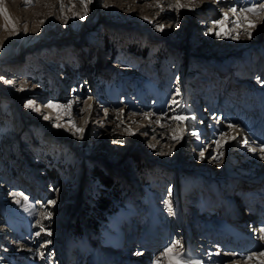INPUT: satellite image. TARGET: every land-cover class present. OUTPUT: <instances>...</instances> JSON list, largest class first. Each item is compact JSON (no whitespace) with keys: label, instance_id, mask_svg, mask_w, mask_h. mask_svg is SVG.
Here are the masks:
<instances>
[{"label":"rangeland","instance_id":"374dc122","mask_svg":"<svg viewBox=\"0 0 264 264\" xmlns=\"http://www.w3.org/2000/svg\"><path fill=\"white\" fill-rule=\"evenodd\" d=\"M86 2L0 0V264H209L214 236L219 264H264L230 206L264 184V0ZM223 92L227 119L204 113Z\"/></svg>","mask_w":264,"mask_h":264},{"label":"bare ground","instance_id":"6f19581e","mask_svg":"<svg viewBox=\"0 0 264 264\" xmlns=\"http://www.w3.org/2000/svg\"><path fill=\"white\" fill-rule=\"evenodd\" d=\"M204 1H206V2H208L209 0H196V3H194V6L195 7H202V3L204 2ZM232 5V4H231ZM234 3H233V5L231 6V10L228 12V13H226L225 14V16H228V15H230V17H229V19L228 20H231V18H235V20H234V22L235 21H240V22H242V23H244V24H242V26H241V28H242V30L244 31V29H245V26L247 25V24H252V20L251 19H246V18H240V16L242 15V14H239V13H237L236 11L235 12H232V9L234 8ZM204 9V8H203ZM258 9V8H257ZM236 10V9H235ZM240 12V11H239ZM233 13V14H232ZM246 13V12H245ZM248 13V12H247ZM247 16H249V15H247ZM254 22V21H253ZM228 23V22H227ZM239 28V27H238ZM241 30V29H240ZM238 81H240V82H242V83H244V82H246V83H248V80H247V78L246 77H243L242 76V78L239 80L238 79ZM29 84H30V82L27 80V79H25V77L24 78H22V85H21V91H25L26 92V90H27V88H29ZM226 85V84H225ZM32 86V85H31ZM215 93V92H214ZM220 93V92H219ZM216 94V93H215ZM223 95H224V97L227 95V93H225V92H223L222 93ZM230 95H231V93H230ZM231 98L233 97L232 95L230 96ZM226 98H227V96H226ZM230 98V99H231ZM233 98H237L236 97V94H235V97H233ZM229 99V98H228ZM229 99V100H230ZM249 109H251V108H249ZM219 115V114H218ZM262 116V115H261ZM257 117V119L260 121V122H253V123H256V131L258 132V130H263L262 131V135H260V136H258L257 137V135H253L251 138L252 139H256L257 140V144H258V146H260V143H264V142H262V140L264 141V116H262V117H258V116H256ZM222 120L223 119H227V117H226V115L224 114L222 117ZM229 118V117H228ZM233 117H231L230 119H232ZM229 119V121H231ZM235 120H236V118H234ZM233 122V121H232ZM235 122V121H234ZM260 124H261V126H260ZM219 125H222V124H219ZM244 127V126H243ZM214 129H216V132H217V130H218V127H213ZM260 128V129H259ZM245 129V128H244ZM244 131L245 130H243V132L241 131V129H240V132L238 131V130H236L235 131V133H236V141L233 143L234 145L232 146L233 148H235V147H237V145L236 144H239V140L241 139V138H243V136H244V138H246L247 137V134H245L244 133ZM250 132V131H249ZM246 133H247V131H246ZM250 134V133H249ZM239 138V139H238ZM250 143H253V142H250ZM250 150L252 151V155L254 154V152H262L261 150H252L251 148H250ZM264 180V177H262V179L260 180V181H263ZM245 182V181H244ZM259 186V184H255V185H251V183H244L243 185H242V187L243 188H240V189H237V192H243L242 190H244L245 192H252L253 190H255V189H253V188H256V187H258ZM236 192V193H237ZM257 200H262V198H256ZM231 200L232 201H234L233 202V204L232 205H230V206H232V207H234V205H235V207L236 208H233L234 210H232V208H231V211L233 212V211H235L236 210V212L237 211H240V210H238L239 209V207H241V206H243L242 205V203H241V200H240V198H234V199H232L231 198ZM237 200V201H236ZM231 201V202H232ZM236 201V202H235ZM253 201V200H252ZM229 202V201H228ZM228 202L226 201V205H228ZM237 202H238V204L239 205H237ZM254 202H256V200H254ZM229 206V207H230ZM241 209V208H240ZM233 215H234V217H235V219H238V220H236V221H238L239 222V224L241 225V221H239L240 219L238 218V213H236V215L233 213ZM248 219H249V217H247ZM246 218V219H247ZM253 218V215L251 216V219ZM250 219V220H251ZM246 221V220H245ZM249 223H251V221L249 222ZM247 224H248V221H247ZM241 228V227H240ZM240 228H238V229H240ZM262 228H264V225H262L261 226V228H260V230H259V232L257 231V234H256V237H261V236H264V232H261V229ZM232 230V229H231ZM245 231V230H244ZM233 232H235V234L236 235H233V237L236 239V241H241L242 239L241 238H243V236L244 235H242L238 230H233ZM233 232H232V234H233ZM254 232V231H253ZM245 234V233H244ZM231 236V235H230ZM247 236V235H246ZM232 237V236H231ZM248 237H249V235H248ZM246 238V237H245ZM213 239L214 240H217V242L215 241V242H213L212 244H213V251H212V253H210V255L212 256L211 258H210V261L208 260V262L207 263H213L214 262V264L216 263V264H219V258H217V257H214V255H215V253L216 252H214L215 250L217 251L219 248H220V245H218V242L219 241H221L220 239H221V237L219 236V237H213ZM249 239H251L250 237H249ZM255 240H258V242H260L262 239L260 238V239H255ZM205 241V239L204 238H202L201 239V241L199 240V243H203V242ZM243 242V241H242ZM242 242H240L239 244H242ZM248 242H249V240H248ZM261 243V242H260ZM250 244H252V243H250ZM181 244L179 243V242H177V246L176 247H179ZM249 246H251V245H249ZM254 247H253V249L252 250H255L254 248L255 247H257V245L255 246V245H253ZM259 246H260V244H259ZM239 247H240V250H241V246L239 245ZM252 247V246H251ZM172 248V247H171ZM245 247H243V249H244ZM173 249V248H172ZM215 249V250H214ZM137 251H136V255L135 256H133V257H135V258H142V259H144L145 258V256L147 255V252H144L145 250L143 249V248H138V249H136ZM224 250V249H223ZM171 253L173 254V251H171ZM175 253V252H174ZM226 255H232V257L233 258H231V259H233V261L231 262V263H229V264H262L261 262H259L258 260H256V258L254 259V258H252V259H249V260H247V258H246V260H244V261H241V260H239V259H236L237 258V256L238 255H240L238 252H233V250H232V252L231 251H228L227 249H225L224 250V254L223 255H221V256H226ZM167 257V255L165 254V253H162V252H160L159 254H158V256L155 258V259H165ZM230 259V260H231ZM129 261V260H128ZM194 261V260H193ZM192 261V262H193ZM125 262V261H124ZM130 262H128V264H129ZM132 263V262H131ZM159 263V262H158ZM193 263H196V262H193ZM125 264H127V263H125ZM199 264V263H198Z\"/></svg>","mask_w":264,"mask_h":264},{"label":"snow or ice","instance_id":"6c2138e0","mask_svg":"<svg viewBox=\"0 0 264 264\" xmlns=\"http://www.w3.org/2000/svg\"><path fill=\"white\" fill-rule=\"evenodd\" d=\"M88 2H90V0H88ZM82 3H83V5H84V8L87 9V2H86V0H82ZM28 6H31V4H29ZM61 7L63 8V5H61ZM177 7H181V6H180V5H177ZM232 11L235 12L236 10H235V9H232ZM244 11H248V12H253V13H255L256 9H255V7L253 6V7H249V8L244 9ZM6 18H7V17H6ZM83 18H84V17H81V19H83ZM250 26H251V25H250ZM248 35H249V38H251V34L249 33ZM47 106H48V107H56L55 105H52V104H49V105H47ZM25 107H32V108H34V110H37V111L39 110V109H35V106H34L33 104H31V103L26 104ZM45 119H48V117H45ZM176 119L182 121V120L185 119V117H183V116H178V117H176ZM229 127H232V125L229 124ZM76 131H77V132H82V129H76ZM174 139H176V138L174 137ZM261 151L264 152V148H262ZM203 155H204L203 152H201V157H203ZM261 158L264 159V156H262ZM50 203H55V201H50ZM169 210H171L170 205H169ZM261 232H264V228L261 229ZM48 234L51 235L50 232H49ZM37 235H39V233H37ZM260 238H261V239H264V236H261ZM171 251H172V248H167V249L165 250V254L167 255V254L171 253ZM260 255H264V251H262V252L260 253ZM247 259H252V256H248Z\"/></svg>","mask_w":264,"mask_h":264},{"label":"trees","instance_id":"16d2710c","mask_svg":"<svg viewBox=\"0 0 264 264\" xmlns=\"http://www.w3.org/2000/svg\"><path fill=\"white\" fill-rule=\"evenodd\" d=\"M101 181H102V183L104 184V185H106V184H110L109 182H106V180L105 179H103V178H101ZM107 186V185H106ZM103 201V199H99V201H98V205L96 206V209H97V211H98V217H96V218H105V216H106V214H107V212L109 213L110 212V208L108 207V205H106V203L104 202H102ZM96 205V204H95ZM77 229H75L76 230V233H80V234H84V231L82 230V228L80 229V227H76ZM83 232V233H82Z\"/></svg>","mask_w":264,"mask_h":264}]
</instances>
